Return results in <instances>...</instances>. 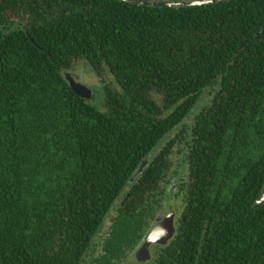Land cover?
Returning a JSON list of instances; mask_svg holds the SVG:
<instances>
[{"label":"trees","instance_id":"16d2710c","mask_svg":"<svg viewBox=\"0 0 264 264\" xmlns=\"http://www.w3.org/2000/svg\"><path fill=\"white\" fill-rule=\"evenodd\" d=\"M263 27L264 0H0V264H264Z\"/></svg>","mask_w":264,"mask_h":264},{"label":"water","instance_id":"95a60500","mask_svg":"<svg viewBox=\"0 0 264 264\" xmlns=\"http://www.w3.org/2000/svg\"><path fill=\"white\" fill-rule=\"evenodd\" d=\"M127 2H134L142 5H152L158 7H175V6H197V5H206L216 2L228 1V0H192V1H163V2H154L148 0H124ZM264 30V27L262 28ZM261 30V31H262ZM257 33V36L259 33ZM66 77L74 89V91L81 97L86 99H91L93 96L92 90L86 87L83 83H81L78 77L74 74L66 72ZM149 158H145L143 162L140 164L138 170L134 174V177L131 181H133L137 176H139L144 169L149 164ZM257 203H264V188L260 198L257 200ZM172 209V208H171ZM177 212L176 209L173 208L168 214L164 215L161 219L157 220V222L152 226V228L148 231L144 241L138 247V249L134 252L133 257L138 262H148L152 259V247L156 244L166 245L176 234L177 228Z\"/></svg>","mask_w":264,"mask_h":264},{"label":"rangeland","instance_id":"374dc122","mask_svg":"<svg viewBox=\"0 0 264 264\" xmlns=\"http://www.w3.org/2000/svg\"><path fill=\"white\" fill-rule=\"evenodd\" d=\"M77 69L70 70L69 73L76 75L81 83L86 85V87L90 88V90H92V92H94L93 94H96L95 104L101 105V103L103 101L104 93H103V83H101L100 77H98V75L94 72V70L89 65L86 66L83 64L82 66L79 67L78 70ZM201 101H203V99ZM202 105L203 104L201 102H199V104L197 106L198 108L192 113V116H194L203 107ZM125 193H126V191H124L122 193L121 197H119V199L117 201L118 204H119V201L121 200V198H123V196L125 195ZM171 208H175L176 211L178 212L179 211V203L177 204V206L172 207V205H171L169 210H171ZM108 219L113 220L110 217ZM152 252H153V250H152ZM92 257H93V253H91L90 256L87 258L86 263H89V261L91 260Z\"/></svg>","mask_w":264,"mask_h":264},{"label":"flooded vegetation","instance_id":"af4514ba","mask_svg":"<svg viewBox=\"0 0 264 264\" xmlns=\"http://www.w3.org/2000/svg\"><path fill=\"white\" fill-rule=\"evenodd\" d=\"M172 209H173V208H172ZM172 209H171V210H172ZM171 210L168 209V211H167L164 215L168 214ZM176 212H177V211H176ZM164 215H163V216H164ZM163 216H162V217H163ZM162 217H161V218H162ZM161 218H160V219H161ZM176 219H178V216H177Z\"/></svg>","mask_w":264,"mask_h":264}]
</instances>
